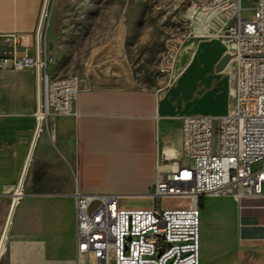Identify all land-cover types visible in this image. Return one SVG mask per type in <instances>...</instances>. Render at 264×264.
Here are the masks:
<instances>
[{"label":"crops","instance_id":"0c3cea01","mask_svg":"<svg viewBox=\"0 0 264 264\" xmlns=\"http://www.w3.org/2000/svg\"><path fill=\"white\" fill-rule=\"evenodd\" d=\"M44 11L41 0H0V31L29 34L26 53L36 55ZM221 23L222 18L218 25L209 21V37L196 42L161 94L80 85L79 115L45 118L36 135L41 98L36 70L0 73V264H77L75 182L86 192L136 199L152 186L147 182H154L157 169L183 162L180 116L223 115L231 106L233 68L229 61L219 67L228 51L219 37ZM24 52L17 48L19 55ZM213 103L225 111H186ZM120 157L139 168L134 182L140 183L132 191L80 184L95 182L98 168ZM200 205L202 264L257 263L255 258L264 255V237L238 233V213L250 206L214 194L204 195Z\"/></svg>","mask_w":264,"mask_h":264},{"label":"built area","instance_id":"2783aa9c","mask_svg":"<svg viewBox=\"0 0 264 264\" xmlns=\"http://www.w3.org/2000/svg\"><path fill=\"white\" fill-rule=\"evenodd\" d=\"M254 17H240L242 0L192 4L204 15L223 19V31L233 44L232 103L226 114L180 116L182 163L157 169L152 186L142 194L150 207L122 204L116 192H86L74 184L75 255L77 264H200V215L204 195L230 196L239 204L264 198V0H248ZM29 34L0 31V73L34 69L41 87L35 115H79L76 76L52 77L47 58L38 48L26 53ZM23 47L19 55L17 48ZM229 60V61H230ZM185 200L163 207L160 200Z\"/></svg>","mask_w":264,"mask_h":264},{"label":"rangeland","instance_id":"374dc122","mask_svg":"<svg viewBox=\"0 0 264 264\" xmlns=\"http://www.w3.org/2000/svg\"><path fill=\"white\" fill-rule=\"evenodd\" d=\"M212 2L214 0H41L45 11L39 40L48 61L47 72L52 77L76 76L80 85L88 88L140 89L159 95L171 85L196 42L209 37V21L212 25L219 24L220 15L212 12L207 16L192 8L193 3L212 5ZM241 6L240 17L253 19L251 2L242 0ZM220 39L227 45L230 43L226 37ZM229 50L228 45L227 52ZM186 111L221 113L225 110L220 103H213ZM138 172L135 164L120 157L114 163L99 167L95 182L80 184L129 192L140 183L134 182ZM152 183L147 182L148 187ZM121 201L135 207L157 204L156 199L153 202L143 197H126ZM184 202L171 197L161 199L160 205L176 207ZM245 203L250 207L238 213L239 235L249 233L253 237H264V198ZM255 260L257 263L252 259L249 263L261 264L264 255Z\"/></svg>","mask_w":264,"mask_h":264},{"label":"water","instance_id":"95a60500","mask_svg":"<svg viewBox=\"0 0 264 264\" xmlns=\"http://www.w3.org/2000/svg\"><path fill=\"white\" fill-rule=\"evenodd\" d=\"M231 58V53L227 52L226 55L224 56V58L222 59L221 63L219 64V67H222L226 62H228ZM233 99H232V95H231V103H232Z\"/></svg>","mask_w":264,"mask_h":264},{"label":"bare ground","instance_id":"6f19581e","mask_svg":"<svg viewBox=\"0 0 264 264\" xmlns=\"http://www.w3.org/2000/svg\"><path fill=\"white\" fill-rule=\"evenodd\" d=\"M210 5H211V4H210ZM228 45H229V48H230V49H232V48H233V44H231V42H230ZM229 63H232V59L230 60V62H229ZM16 194H19V193H17V192H16ZM1 238H2V237H1ZM1 241H2V240H1Z\"/></svg>","mask_w":264,"mask_h":264}]
</instances>
